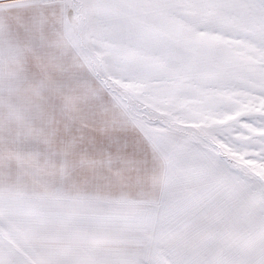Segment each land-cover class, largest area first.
<instances>
[{"label":"snow or ice","instance_id":"snow-or-ice-1","mask_svg":"<svg viewBox=\"0 0 264 264\" xmlns=\"http://www.w3.org/2000/svg\"><path fill=\"white\" fill-rule=\"evenodd\" d=\"M0 264H264V0H0Z\"/></svg>","mask_w":264,"mask_h":264}]
</instances>
